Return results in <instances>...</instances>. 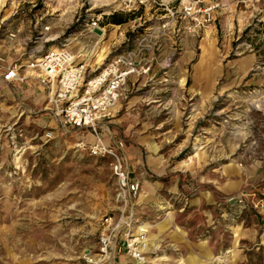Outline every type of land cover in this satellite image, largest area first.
<instances>
[{"label": "rangeland", "instance_id": "1", "mask_svg": "<svg viewBox=\"0 0 264 264\" xmlns=\"http://www.w3.org/2000/svg\"><path fill=\"white\" fill-rule=\"evenodd\" d=\"M193 1L0 0L1 64L20 76L39 45L102 59L94 73L130 49L148 66L99 124L138 183L125 201L90 132L59 130L48 88L0 80V264H94L111 228L97 264H264V0H216L206 22L195 10L215 0Z\"/></svg>", "mask_w": 264, "mask_h": 264}, {"label": "built area", "instance_id": "2", "mask_svg": "<svg viewBox=\"0 0 264 264\" xmlns=\"http://www.w3.org/2000/svg\"><path fill=\"white\" fill-rule=\"evenodd\" d=\"M200 1L194 0L193 2ZM235 1L251 4L259 0ZM132 3L133 0H122V4L126 8L132 7ZM218 5L219 2L215 0L195 11H199L201 21L206 22L210 19L211 9ZM96 21L90 18L85 25L88 28L96 27ZM134 55L135 52L132 49L114 55L94 74H88L85 63L83 61L76 62L72 52L64 46L48 50L40 57L25 64V68L35 74L38 83L48 88L47 100L52 114L59 124V130L64 131L67 127L87 129L93 136V140L86 145L88 154L90 156H106L110 159L109 164L115 178L116 191L124 201L137 192L138 183L129 177L124 159L119 152L122 143L120 141L113 145L106 143L99 124L108 117L110 109L117 102L121 87L128 75L147 71V65L135 64ZM1 62L0 58V71L3 80L21 79L18 73L19 65L13 63L3 68ZM51 135V130L44 133L46 138ZM110 219L109 217L104 219L106 226L112 225ZM143 232L139 230L134 238L128 233L125 234L123 249L133 260L140 259L139 239H142ZM112 236V228L100 233L98 247L100 258L97 263H101L109 256L108 248Z\"/></svg>", "mask_w": 264, "mask_h": 264}, {"label": "crops", "instance_id": "3", "mask_svg": "<svg viewBox=\"0 0 264 264\" xmlns=\"http://www.w3.org/2000/svg\"><path fill=\"white\" fill-rule=\"evenodd\" d=\"M14 35V34H13ZM53 38H47L44 41H48V40H52ZM42 49V45H39L38 48H35L33 50L30 51V53H28V57H34V58H38L41 55H43L44 53H41V55H39L40 50ZM47 52V50H45ZM71 51V50H70ZM72 52V51H71ZM75 61L79 62V61H85V58L87 56V58H89V56L87 55V53L84 51L83 53H79V55H74V53H72ZM81 57L80 59L76 60L77 57ZM86 67H87V72L88 74H94V71L99 67V65L102 63V59L100 60V62H94V65L91 66L90 64H86V62H84ZM98 71V70H97ZM19 73V72H18ZM96 73V72H95ZM0 80L6 84H26V86H30L33 85V87H31V91L35 90L37 92V94H42L41 93V89L42 86L38 83V80H36L35 74L33 72H30L29 70H27L22 76L21 79L19 80H11V81H5L1 78V71H0ZM30 90V89H28ZM111 115V114H110Z\"/></svg>", "mask_w": 264, "mask_h": 264}, {"label": "trees", "instance_id": "4", "mask_svg": "<svg viewBox=\"0 0 264 264\" xmlns=\"http://www.w3.org/2000/svg\"><path fill=\"white\" fill-rule=\"evenodd\" d=\"M110 19H111V22H115V21H117V20H115V18H114L113 15L110 17ZM118 21H119V20H118Z\"/></svg>", "mask_w": 264, "mask_h": 264}, {"label": "bare ground", "instance_id": "5", "mask_svg": "<svg viewBox=\"0 0 264 264\" xmlns=\"http://www.w3.org/2000/svg\"><path fill=\"white\" fill-rule=\"evenodd\" d=\"M142 231H144V232H145V230H142Z\"/></svg>", "mask_w": 264, "mask_h": 264}]
</instances>
